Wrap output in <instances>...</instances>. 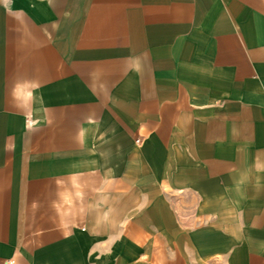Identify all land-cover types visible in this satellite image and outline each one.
Instances as JSON below:
<instances>
[{"label":"crops","instance_id":"obj_1","mask_svg":"<svg viewBox=\"0 0 264 264\" xmlns=\"http://www.w3.org/2000/svg\"><path fill=\"white\" fill-rule=\"evenodd\" d=\"M0 264H264V0H0Z\"/></svg>","mask_w":264,"mask_h":264}]
</instances>
